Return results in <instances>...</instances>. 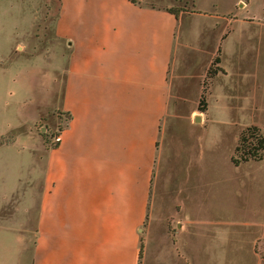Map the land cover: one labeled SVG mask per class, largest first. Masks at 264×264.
<instances>
[{
  "label": "crops",
  "instance_id": "1",
  "mask_svg": "<svg viewBox=\"0 0 264 264\" xmlns=\"http://www.w3.org/2000/svg\"><path fill=\"white\" fill-rule=\"evenodd\" d=\"M147 1L0 0V210L9 206L0 217V264H138L178 24ZM47 18L59 53L14 51L29 50ZM36 74L48 82L46 106L33 95ZM42 116L50 119L43 125L63 122L44 146L36 134ZM38 163L39 184L18 196ZM155 244L150 264H196L187 230L161 233Z\"/></svg>",
  "mask_w": 264,
  "mask_h": 264
},
{
  "label": "rangeland",
  "instance_id": "2",
  "mask_svg": "<svg viewBox=\"0 0 264 264\" xmlns=\"http://www.w3.org/2000/svg\"><path fill=\"white\" fill-rule=\"evenodd\" d=\"M145 4L175 13L178 24L138 264H150L157 236L177 227L195 234L196 264H264V158L238 165L230 161L245 128L256 126L264 137V0H149ZM212 14L220 17L206 18ZM43 21L30 36L29 50L14 51L27 56L42 53L50 59L59 53L51 19ZM41 62V58L26 61L35 66ZM208 70L215 74L207 77ZM32 80L34 97L48 105V82L38 74ZM58 82L59 78L56 86ZM56 86L53 99L59 95ZM48 115L64 118L54 110ZM48 117L36 122L43 146L54 142L56 126L63 123L52 120L43 125L50 121ZM18 131L9 132L4 140ZM36 154L41 162L40 150ZM38 164L32 166L18 196H27L29 184H39ZM6 208L0 210V217L7 214Z\"/></svg>",
  "mask_w": 264,
  "mask_h": 264
},
{
  "label": "trees",
  "instance_id": "3",
  "mask_svg": "<svg viewBox=\"0 0 264 264\" xmlns=\"http://www.w3.org/2000/svg\"><path fill=\"white\" fill-rule=\"evenodd\" d=\"M131 3H136V0H128ZM176 18V14L167 10ZM214 61L218 62V57L214 58ZM215 74V71H207V77H211ZM202 101V100H200ZM201 110V108H198ZM264 158V137L260 133L256 126H249L245 128L238 136L237 143L233 149V156L231 157V163L238 165L242 162L249 160L258 161ZM139 256V254H138Z\"/></svg>",
  "mask_w": 264,
  "mask_h": 264
},
{
  "label": "water",
  "instance_id": "4",
  "mask_svg": "<svg viewBox=\"0 0 264 264\" xmlns=\"http://www.w3.org/2000/svg\"><path fill=\"white\" fill-rule=\"evenodd\" d=\"M198 119L197 117H195V120Z\"/></svg>",
  "mask_w": 264,
  "mask_h": 264
}]
</instances>
